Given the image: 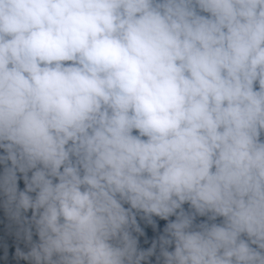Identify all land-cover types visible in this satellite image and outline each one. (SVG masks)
<instances>
[{
    "label": "clouds",
    "instance_id": "1",
    "mask_svg": "<svg viewBox=\"0 0 264 264\" xmlns=\"http://www.w3.org/2000/svg\"><path fill=\"white\" fill-rule=\"evenodd\" d=\"M0 264H264V0H0Z\"/></svg>",
    "mask_w": 264,
    "mask_h": 264
}]
</instances>
